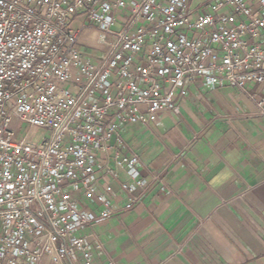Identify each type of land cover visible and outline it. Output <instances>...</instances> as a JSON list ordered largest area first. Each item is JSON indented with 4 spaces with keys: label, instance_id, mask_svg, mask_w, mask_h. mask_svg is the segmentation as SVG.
Masks as SVG:
<instances>
[{
    "label": "built area",
    "instance_id": "2783aa9c",
    "mask_svg": "<svg viewBox=\"0 0 264 264\" xmlns=\"http://www.w3.org/2000/svg\"><path fill=\"white\" fill-rule=\"evenodd\" d=\"M194 81L264 85V0H0V264H94L103 245L79 231L114 212L111 186L96 188L116 174L110 139L176 111ZM34 127L45 136L28 138ZM138 160L116 157L124 209L156 178Z\"/></svg>",
    "mask_w": 264,
    "mask_h": 264
},
{
    "label": "crops",
    "instance_id": "0c3cea01",
    "mask_svg": "<svg viewBox=\"0 0 264 264\" xmlns=\"http://www.w3.org/2000/svg\"><path fill=\"white\" fill-rule=\"evenodd\" d=\"M83 19L73 24L89 48L96 32ZM186 89L176 111L123 123L119 140L110 139L107 164L116 174L99 178L96 188L111 186L114 212L79 231L103 245L94 264H264V115L257 104L264 85L240 91L194 81ZM131 154L141 175L156 178L124 209L120 182L128 178L116 157ZM92 199L81 196L100 209Z\"/></svg>",
    "mask_w": 264,
    "mask_h": 264
},
{
    "label": "rangeland",
    "instance_id": "374dc122",
    "mask_svg": "<svg viewBox=\"0 0 264 264\" xmlns=\"http://www.w3.org/2000/svg\"><path fill=\"white\" fill-rule=\"evenodd\" d=\"M76 26H77V23H74L73 27H76ZM113 28L114 29H118L119 26L118 25H114ZM45 134H46V130L44 128L34 127L28 133V138H30L31 140L35 141V140H39L41 137L45 136Z\"/></svg>",
    "mask_w": 264,
    "mask_h": 264
}]
</instances>
